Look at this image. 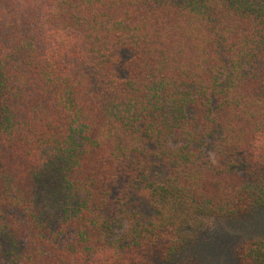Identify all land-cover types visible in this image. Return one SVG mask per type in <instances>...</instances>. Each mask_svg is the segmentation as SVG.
Masks as SVG:
<instances>
[{
  "label": "trees",
  "instance_id": "obj_1",
  "mask_svg": "<svg viewBox=\"0 0 264 264\" xmlns=\"http://www.w3.org/2000/svg\"><path fill=\"white\" fill-rule=\"evenodd\" d=\"M263 211L264 0H0V264H207L187 224Z\"/></svg>",
  "mask_w": 264,
  "mask_h": 264
},
{
  "label": "rangeland",
  "instance_id": "obj_2",
  "mask_svg": "<svg viewBox=\"0 0 264 264\" xmlns=\"http://www.w3.org/2000/svg\"><path fill=\"white\" fill-rule=\"evenodd\" d=\"M189 236L200 235L207 264H236V245L249 238H264V211L241 220L200 219L185 227Z\"/></svg>",
  "mask_w": 264,
  "mask_h": 264
}]
</instances>
